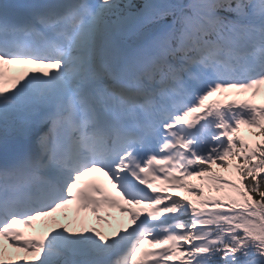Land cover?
Wrapping results in <instances>:
<instances>
[{"label":"snow or ice","instance_id":"6c2138e0","mask_svg":"<svg viewBox=\"0 0 264 264\" xmlns=\"http://www.w3.org/2000/svg\"><path fill=\"white\" fill-rule=\"evenodd\" d=\"M0 264H264V0H0Z\"/></svg>","mask_w":264,"mask_h":264}]
</instances>
